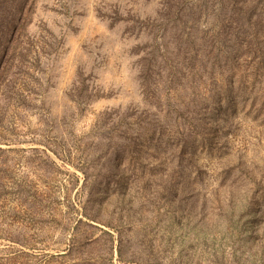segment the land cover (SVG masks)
Segmentation results:
<instances>
[{
  "label": "rangeland",
  "instance_id": "1",
  "mask_svg": "<svg viewBox=\"0 0 264 264\" xmlns=\"http://www.w3.org/2000/svg\"><path fill=\"white\" fill-rule=\"evenodd\" d=\"M0 264H264V0H0Z\"/></svg>",
  "mask_w": 264,
  "mask_h": 264
}]
</instances>
